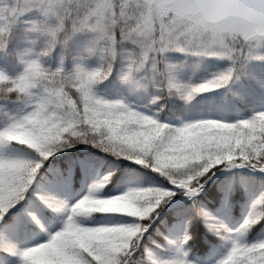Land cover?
<instances>
[{
	"label": "snow or ice",
	"instance_id": "snow-or-ice-1",
	"mask_svg": "<svg viewBox=\"0 0 264 264\" xmlns=\"http://www.w3.org/2000/svg\"><path fill=\"white\" fill-rule=\"evenodd\" d=\"M29 5L0 17V50L28 16L30 30L46 38L40 56L86 32L87 51L97 64L53 71L32 59L14 77L0 72V233L5 234L0 264H193L196 222L227 245L215 264H264V239H248L264 220V190L233 227L197 206L217 173H230L245 186L252 178L243 170L264 174V108L250 102L256 89L264 93V69L250 67L264 64V0H29ZM173 52L182 59L169 58ZM205 60L223 66L198 83L182 80L184 70ZM113 72L128 91L146 92L144 102L99 95L97 86ZM210 92L209 107L188 112L174 105V99L189 105ZM231 111L241 114L236 118ZM77 145L137 169L113 173L106 166L97 178L90 157L53 168ZM145 172L151 174L146 181ZM81 174L85 184L96 182L71 204L47 194L70 191L73 175ZM178 196L192 208L191 214L176 210L185 227L173 240L167 226L154 228V222ZM154 235L172 247L167 258H154L150 246H162L150 239Z\"/></svg>",
	"mask_w": 264,
	"mask_h": 264
},
{
	"label": "trees",
	"instance_id": "trees-1",
	"mask_svg": "<svg viewBox=\"0 0 264 264\" xmlns=\"http://www.w3.org/2000/svg\"><path fill=\"white\" fill-rule=\"evenodd\" d=\"M28 19V16L22 18V22L18 23L11 31L6 47L3 50H0V72L5 73L9 77L16 76L22 72L25 66L23 61H28V57L32 52L38 53L37 59H39L42 66L53 71L58 67L68 71L71 70L77 63H83L86 67L96 66L97 57L90 55L87 51L90 34L86 32H80L72 35L66 43H57L49 55L40 56L39 53L44 46L46 38L30 30V24L25 22ZM67 25L70 28L71 21H67ZM167 55L172 60L182 59L181 54L178 53L173 52L168 53ZM222 66V62L205 60L194 68L189 67L184 70L181 74V78L185 82L198 83L209 72L215 71L218 67ZM250 67L255 70H262L264 69V64L252 62ZM239 83L240 82L238 81L235 86H239ZM253 87L255 86L253 85ZM97 90L98 94L103 98H124L133 105L144 102L147 95L144 91H128L115 72H113V74L106 81L97 86ZM214 91L221 92L223 90L218 89ZM212 95L213 93L211 92L200 94L194 99V101L190 102L189 105H185L183 100L174 99V105L176 108H182L188 112L196 111L197 109L211 106V101L206 98L211 97ZM261 97H264V93H262L259 89H256L255 96L251 98L250 102L257 108H264V103H261ZM237 107L242 108L243 106L237 105ZM229 114L238 118L241 113L231 111ZM68 151L71 155L61 157L60 161H56L54 163L53 168L66 167V164H64L63 161L69 159L76 157L84 159L85 157H90L95 162L92 172H98L102 176H104V168L106 166H111L113 173L123 169L124 173L127 174L130 171L137 169V166L130 165L129 161L115 160L113 157L100 152L89 145H77L76 149ZM241 174L252 178L247 186L239 183L231 176L230 173L225 174L217 178L210 185L205 186V190L201 192L197 198V206L204 208L212 215L213 218L224 215L229 219L230 223H237L240 221L243 218V208L249 206L250 201L258 195L261 190H264V180H262L261 177L251 176L244 172ZM150 176L151 174L145 172V181L148 180ZM81 177L82 174L80 176L73 175L75 189L78 187ZM53 192L54 191H51L47 194L52 196ZM73 193L74 191L70 192V196ZM179 197L180 196L174 197L173 200ZM166 207L167 205H164L161 217L154 222V228L157 224L160 226L161 230L167 226L169 235V230L174 224L180 223L184 225L183 221H177L176 210H188V214H191L192 202L188 200L183 206L170 211H165ZM38 227L42 231H46L43 226ZM191 230L195 233V238L194 241L191 242L190 255L196 259L195 264H210L207 261L208 254L212 251L219 252L221 250L219 244L220 240L212 232H210L203 223H194L191 225ZM150 231H152V229H150ZM150 239H155L162 245L160 248L150 246L153 256L156 257L157 254H162L163 259L167 258L169 256L168 246L163 245L161 236L154 235ZM248 239H264V220L256 226L254 231L249 233ZM3 250V248H0V251Z\"/></svg>",
	"mask_w": 264,
	"mask_h": 264
},
{
	"label": "rangeland",
	"instance_id": "rangeland-1",
	"mask_svg": "<svg viewBox=\"0 0 264 264\" xmlns=\"http://www.w3.org/2000/svg\"><path fill=\"white\" fill-rule=\"evenodd\" d=\"M37 57H38V53L32 52V53H30V56L28 57V60L37 59ZM92 174L95 177H97V178H101V179L103 178V176L100 175L98 172H94ZM72 181H73V179H72ZM93 182H96V180L95 179L89 180V181H87V184H85L84 179H83V174H82L80 182L78 183V188L76 189V191H74V194H73V196H71L70 199H68V196H69V192L72 190V186H73L72 183H71V190L70 191H64V192H56V191H54L52 196L54 198H56V199H59V200H62L64 202L68 203V204H71L72 202H74V199L79 198V194H81V192H85L86 193L87 187L90 186L91 183H93ZM248 208H249V206L243 208V210H242L243 216L246 215V213L248 211ZM214 219L219 221L220 223H223L225 226H228V227H233V226H235L237 224V223H230L229 219L226 216H224V215H220L219 217H216ZM38 226H42V225H38ZM184 227H185V225L180 224V223L174 224L169 230V237L171 239H173V240L179 239L181 237V235H182ZM4 235H5L4 233H0V237H3ZM7 242L15 244V241H13L11 239V237H7ZM219 244H220V247H221V250L219 252H213L212 251V252H210L208 254L207 261L210 264H215V260L219 259L220 256L223 254V252L226 250L227 245L225 243L220 241ZM16 246L20 247L19 244H16ZM168 250H169V255H170L173 249H172L171 246H168ZM154 258H156L158 260L159 259H163V255L162 254H157V256L154 257ZM189 259H191L193 261V264H195V260L196 259L192 255L189 256Z\"/></svg>",
	"mask_w": 264,
	"mask_h": 264
},
{
	"label": "clouds",
	"instance_id": "clouds-1",
	"mask_svg": "<svg viewBox=\"0 0 264 264\" xmlns=\"http://www.w3.org/2000/svg\"><path fill=\"white\" fill-rule=\"evenodd\" d=\"M43 3V0H40ZM73 2V0H69ZM32 6L29 0H0V17L8 18L18 7Z\"/></svg>",
	"mask_w": 264,
	"mask_h": 264
},
{
	"label": "water",
	"instance_id": "water-1",
	"mask_svg": "<svg viewBox=\"0 0 264 264\" xmlns=\"http://www.w3.org/2000/svg\"><path fill=\"white\" fill-rule=\"evenodd\" d=\"M242 172H244V173H246V174H248V175H251V176H256V177H262V175H264V174H259V173H251V172H247L246 170H243ZM223 175H225V174L217 173V176L213 177V179L210 180L209 183H208L207 185H210V184H211L212 182H214L217 178H219V177H221V176H223ZM186 201H187L186 198H184V197H180V198H178V199H176V200L170 202V203L168 204V206H167V208H166L165 211H170V210H173V209H175V208H177V207H180V206L184 205V203H185Z\"/></svg>",
	"mask_w": 264,
	"mask_h": 264
}]
</instances>
